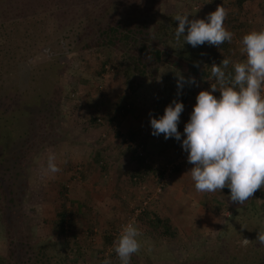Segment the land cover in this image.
Masks as SVG:
<instances>
[{"label": "rangeland", "instance_id": "1", "mask_svg": "<svg viewBox=\"0 0 264 264\" xmlns=\"http://www.w3.org/2000/svg\"><path fill=\"white\" fill-rule=\"evenodd\" d=\"M140 1L138 10L143 12L150 11V8L156 9L165 20L166 16L173 14L206 19L221 3V0ZM70 2L0 0V9L16 3L17 6L23 5L30 9V18L41 17L43 25L37 40L41 42V51H47L48 54H40L37 61L52 56L61 65L60 74L56 80H52L55 84L34 89L33 94L29 88L31 86L26 83L29 67L23 60L15 69L12 68L7 80L8 87L20 90L27 88L29 92L26 93V98L31 95V98H37V93L43 94L42 97L46 99H42V103H53L54 109L49 112L47 109L41 116L37 114L39 117L36 120L33 119L34 130L28 141L31 146L21 149L24 154L16 153L19 155L17 159L9 154L7 161L0 159V177H3L0 178V264H103V257H98L99 251L94 253L96 256L92 260L84 257L81 261L74 256V260L69 261V237H65V233L62 236L52 228L55 208L59 204L66 206L71 223H74L73 231L79 230L78 239L87 241L85 232L89 230V240L92 242L96 235L98 237L95 240L99 242V246L105 247L106 243L113 245L118 237L112 235L114 229L130 218L132 210L140 206L142 196L153 194L158 170L173 163L178 154L184 152L178 151L170 158V138L165 140L161 134L156 139L151 134L149 117V113L157 119L163 116L170 99L173 100L178 92L177 77L170 75L169 67L166 68L160 60L153 78L136 77L130 88L121 77L127 62L118 51L112 52L106 71L98 72L101 57L95 49L79 48L80 43L72 35L62 38L64 31L61 28L71 22L68 20L70 16L75 15L72 6L76 4H70L69 9L65 6ZM73 2H80L78 6L81 14H84L91 10L94 12L95 7L92 6L97 2L103 3V0ZM23 54L21 51L19 58ZM213 64L211 59L203 60L196 69H203L210 76ZM172 80L174 84L170 86ZM37 81L41 82L40 77ZM188 86L193 89V85ZM51 90L53 95L48 97ZM124 99L130 100L129 108L132 109L127 113L122 112L118 117L114 112L115 105ZM93 114L100 117L97 125L90 122L89 118ZM10 116L11 114L6 113L2 118L9 120ZM111 116L113 120L108 123ZM116 116L118 122L114 120ZM46 121L50 127L47 123L44 124ZM113 122H117V125ZM183 125L180 118L178 128ZM14 126L9 131H13ZM117 129L121 130L118 131L121 134L116 135ZM130 134L132 138L129 137ZM150 137L156 141L150 140ZM126 139L144 143L151 162L150 170L142 173V176L135 175L134 179H131L129 170L137 165L141 167V164L126 150ZM153 148L156 151L151 153ZM13 149L17 150L16 146ZM165 149L168 150L165 152ZM49 155L55 156V162L61 169L55 175L45 172ZM175 167L182 171L175 172L172 169L169 180L161 191L153 194V199L144 206V210L150 212L151 202L158 200L160 205L163 201L161 197L168 194L170 231L161 234L162 240H159V232H162L159 228L155 233L146 228L149 226L142 218H137L135 222L141 232L142 228L147 231L140 238L141 253L148 258L146 264H154V260L155 264H160L157 260L169 264H205L206 256L210 254L217 253L216 257L226 260L232 256V252L238 254L252 250L255 246L251 244L258 241V233L264 234V193L257 191L258 195L254 194L244 205L232 203L223 192L204 193L200 197L204 198L203 209L209 215L205 217L203 212L189 210L192 206L197 207L200 199L188 173L193 165L186 162L177 163ZM98 193H104L109 205H112V208L106 204L101 207L103 212L111 213L106 218H93L91 214L92 210L99 209H94L95 204L90 201L89 196ZM76 202L81 204L80 212H77ZM162 205L165 209L168 208L166 204ZM226 209L228 216L222 214ZM149 212L146 213V218L151 223L154 218ZM159 218L161 222L162 216ZM108 236L110 237L107 238ZM242 238L252 242L243 246ZM158 242H164V245L156 244ZM93 245H96L95 242ZM83 252L87 254V251ZM249 257L248 254L246 258L249 260ZM209 261L208 258L206 262ZM216 263L217 260L214 264Z\"/></svg>", "mask_w": 264, "mask_h": 264}, {"label": "trees", "instance_id": "2", "mask_svg": "<svg viewBox=\"0 0 264 264\" xmlns=\"http://www.w3.org/2000/svg\"><path fill=\"white\" fill-rule=\"evenodd\" d=\"M69 1L71 2L65 4V6L69 9L70 4H76L72 6L75 15L70 16L68 20L71 22L61 28L64 31L62 38H69L72 35L73 39H77L80 43L79 48L95 49L101 57L98 72L106 71L108 63L112 59V52L118 51L127 62L121 72V77L130 88L133 85L132 80L136 77L153 78L158 70L160 60L164 62L166 68L169 67L170 75L177 77L180 74L185 79L187 77L202 79V77L209 75L207 72L204 73L203 69L199 71L196 69V65H199L201 61L211 59L212 63L219 65L223 60L219 56V49L222 45L217 48L205 44L193 48L185 43L183 37L177 41L175 28L178 27L179 22L173 19L176 15L166 16L167 20H165L156 9L150 8V11L142 12V10H138L140 0H103V3L97 2L95 6H92L95 7L94 12L91 10L88 13L84 12V14H81L78 6L80 2ZM192 19H196V17L189 16V20ZM42 25L41 17L30 18V9L25 8L23 5L17 6L16 3H11L9 7L0 9V159L3 161H7L9 155H13L12 158L17 159L19 155L24 154L21 149L31 146L28 141L31 139L30 135L33 134L34 130L33 119L36 120L47 109L48 112L54 109L53 103L47 101L42 103V99L45 98L42 97L43 94L37 93V98H31L32 95L26 98V93L29 92L27 88L24 87L20 90V88L8 87L7 81L12 73V68L15 69L18 63L23 60L24 64L27 63L29 67V76L26 83L31 86L29 87L31 92L34 89L46 88V86L55 84L52 83V80H56L61 70L58 60L50 56L37 61L40 54L43 56L48 54L47 51H41V42L37 40ZM21 51L24 54L19 58ZM227 71L234 74L233 66L229 65ZM39 77L41 82L37 81ZM191 93L190 87L185 84L181 94L177 96L176 93L174 99L184 104ZM47 95L52 97V90L51 94ZM173 100L170 99V103ZM130 103V100L127 101L126 99L116 103L114 112L118 117L122 112L131 111L132 108H129ZM51 106H53L52 109ZM6 113L11 114L9 120L2 118ZM117 116L114 120L118 122ZM89 119L91 123L99 124L98 114L97 116L91 115ZM112 120L113 116L109 117L108 123ZM117 122H113V124L117 125ZM46 123L50 127L47 121L44 122V124ZM12 125H15L14 130L9 131ZM118 131L121 130L117 129L116 135L121 134ZM129 137L132 138V134ZM143 145L146 154L149 156L144 143ZM13 146H16L18 152L13 149ZM126 150L130 152L128 146ZM97 159L95 158V160ZM149 167V165L144 164L141 165L139 170L142 173L148 172ZM173 170H176V167ZM160 174L161 170H158L157 177ZM222 192L230 196L229 189L225 188ZM146 213L145 210L142 211L138 218L147 221ZM69 214L70 212L64 204H59L55 208L52 228L56 229L62 236L65 233V237H69L71 246H76L77 249L75 248V250H78L76 254L79 257L82 253L79 251L80 245L76 243L78 238L76 239L75 231H73L74 223H71L72 220L68 216ZM159 221V218L154 217V221L148 223L149 226L151 225L150 229L157 233L158 227H161L160 231L162 232H159L160 235L167 234L168 223L164 219L161 222ZM86 231L85 234L89 239L90 231ZM89 241L92 242V240ZM105 245L108 246L107 243ZM251 245L255 246L252 250L248 249L238 254L232 252L230 254L232 256L226 260L216 257L217 253L207 255L205 264H214L215 260L218 262L216 264H264V244L254 241ZM102 251L103 249L100 253ZM80 253L81 255H79ZM248 254L250 256L249 260L246 258ZM208 258L210 261L206 262Z\"/></svg>", "mask_w": 264, "mask_h": 264}, {"label": "clouds", "instance_id": "3", "mask_svg": "<svg viewBox=\"0 0 264 264\" xmlns=\"http://www.w3.org/2000/svg\"><path fill=\"white\" fill-rule=\"evenodd\" d=\"M228 15L224 6H217L206 19L189 20L188 15L178 14L173 18L179 22L175 38L179 41L183 37L193 48L205 44L219 48L231 43L234 33L225 27ZM241 43L242 61L233 64L224 58L210 67L214 82L210 90L196 96L181 147L187 153V162L193 165L188 173L197 192L216 193L227 188L229 200L244 205L264 189V29L245 34ZM230 64L234 74L227 71ZM185 84L198 86L194 77L185 80L178 74L177 96ZM216 92L219 98L213 94ZM184 110V104L174 99L158 119L149 113L151 134L181 141L178 125ZM55 161V156L49 155L46 173L61 171ZM142 235L134 221L122 227L113 245L120 264H130L133 255L141 251ZM256 239L264 244V234L258 233ZM251 242L242 238L243 246ZM103 264L111 261L106 259Z\"/></svg>", "mask_w": 264, "mask_h": 264}, {"label": "crops", "instance_id": "4", "mask_svg": "<svg viewBox=\"0 0 264 264\" xmlns=\"http://www.w3.org/2000/svg\"><path fill=\"white\" fill-rule=\"evenodd\" d=\"M230 1L231 2H227V0H221L220 5H218V6H224L227 9L229 15H228V17H227V19L225 21V27L229 31L234 33L233 40H232L231 43L225 42L224 44H222L221 49H219V56H220V58H223V59L224 58L230 59L233 62V64H234L235 62L242 61L245 58L244 54L241 52V48H242L241 41H242L243 36L245 34L250 33L253 30L260 31L261 29H264V0H230ZM233 64H230V65L233 66ZM188 78H190V77H187L186 80ZM212 80H213V78L211 77V75L207 76V77H202V79H196V82H197L198 86L193 85V89L191 90L192 93L186 99V101L184 103L185 110L181 114V117H180L182 119V122H183L184 125L190 119V114L192 112L193 107L196 104V96L198 95V93L200 91H204L205 89L210 90L211 83L214 82ZM172 83L174 84L173 80L170 82V86L172 85ZM213 94L218 96V98H219V95H220L219 92H216V93H213ZM184 125H183V127L178 128V130L182 134L181 141H176L174 138H170V158L173 155L177 154L178 151L183 150L182 147H181V144H182L183 139L185 138L183 136ZM156 139H158V138L156 137ZM156 139L153 138V137H150V140H153L154 142L156 141ZM151 144H153V143H151ZM158 147H159V145H158ZM167 150L168 149H165V152ZM152 151L153 152H151V153H154L156 151V149L154 151V148H153ZM139 169H140V167L138 165L135 166V167H131L130 168V170H129L130 172L129 173H130V176H132L131 179H134L135 175L142 176V172ZM177 171L178 170H176L175 172H177ZM180 171H182V170H179L178 172H180ZM180 178H182V177H180ZM127 190H130V189H127ZM261 193H264V189L261 190ZM203 194L204 193H199L198 192V195H199L200 199H199V202L197 203V207L194 208L192 206V208L189 209V210H193L194 209L195 212L196 211L200 212V213L203 212L205 214V217H207L209 215H208V213L204 212L205 209H203V207H204L203 205H205L204 204L205 203L204 202V198L200 197ZM89 198H90V201L95 204L93 206L94 209H99V210H92L91 214H92L93 218L94 217H99V216H102V218H106L105 216H109L111 214V213L110 214L106 213V211L103 212L104 209L101 208L102 206H104V204H106L107 206H110L112 208V205L111 204L109 205V202L107 200L108 197L106 199V196H105L104 193L94 194L92 196H89ZM168 199H170V196L168 194H165V195H163V197H161V200H163L161 203L164 204V205L166 204L165 206L168 207V208H166L167 210L164 208V206L162 204L159 205V203H158L159 201L158 200L157 201L153 200L151 202L152 206H150V207H152V210L150 212L148 211L149 214H151L152 218H154V217L159 218V216L161 215L162 218L165 221L168 222V224H167L168 225L167 232L170 231V218H169L170 217V212H169L170 211V207H169L170 206V200H168ZM72 201H76V200L72 199ZM75 205H76V208H77V212H80L81 204L76 202ZM99 206H100V208H98ZM106 208H109V207H106ZM198 208H200V209H198ZM110 210L112 211V209H110ZM110 210H107V212H110ZM152 211H153V213H152ZM145 216H148V215H145ZM212 217L210 219H212ZM168 218H169V220H168ZM148 223H149L148 220L145 221V224L148 225ZM150 227H151V225L149 227H146V228L150 229ZM144 228H145V225H144ZM146 228H145V230H143V228H142V231H143L142 233L147 232ZM158 228L161 229V227H158ZM80 230H82V229H80ZM78 232H79V230H75L76 239L78 238V234H77ZM97 237L98 236H96V235L94 236L93 242H90L88 238H87L88 239L87 241L82 240V239H77L76 240V243L80 245L79 251L81 253H83L82 254L83 255L82 258H81V256H82L81 253L79 254L81 256H79V257L77 256L76 252L78 250H75L76 246H74V247H73V245L71 246V242H70V244H69L70 245L69 246L70 254L68 256L69 257V261L74 260V256H76L77 258L81 259V261H82V259L84 257L85 258L87 257L88 259L91 258V260H92L93 256H96V255H94V253H96L97 251H99L98 257H100L101 256L100 252H101V250L103 248L101 249L102 246H99L98 245L99 242L97 240H95ZM159 240H162V236L161 235H160V239ZM167 241H169V240H167ZM94 242H95L96 245H93ZM156 244L164 245V242H161V243L158 242ZM113 245H114V243H113ZM113 245H112V247H113ZM92 248H94L96 250L92 251L91 250ZM113 249H114V247H113ZM83 251H87V254H84ZM109 258H110L109 260L111 261V264H120V261L118 260L116 254H115V251H114L113 255H111ZM147 261H148L147 256H144L141 253V251H140L139 253L133 255L130 264H146ZM155 262H156V260H154L153 263L155 264ZM157 262L160 263V264H169V263H166L165 261L159 262L157 260ZM70 264H72V263H70ZM80 264H85V263L81 262Z\"/></svg>", "mask_w": 264, "mask_h": 264}, {"label": "built area", "instance_id": "5", "mask_svg": "<svg viewBox=\"0 0 264 264\" xmlns=\"http://www.w3.org/2000/svg\"><path fill=\"white\" fill-rule=\"evenodd\" d=\"M100 119V117H99ZM125 146H128L130 148V153L133 156V158L139 160L141 165H149L151 166V162H150V158L149 156L146 154V150L144 148V145L142 142H133L131 140H125ZM187 162V153L186 152H182L181 154H179L176 158V160L173 163H170L169 165H165L163 169H161V174L156 178L155 181V186H154V190H153V194H157L161 191V189L164 187V185L167 183V181L169 180V174H171L172 169L175 167V165H177V163H186ZM149 196H143L142 197V202L140 204V206L134 208L130 214V218L128 220H125L124 222H122L119 227H117L116 229H114V232L112 233V235H119L122 227L126 224H128L129 222H136L139 214H141L142 211H144V206L149 203V201L152 199V195ZM255 195L257 196L258 193H255ZM224 216H228V210L226 209L225 211H223L222 213ZM66 228V226H64ZM114 249L112 247V245H108L105 246L103 248V251L101 253V256L103 257L104 260L109 259V256H111V254H113Z\"/></svg>", "mask_w": 264, "mask_h": 264}]
</instances>
